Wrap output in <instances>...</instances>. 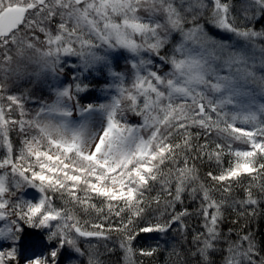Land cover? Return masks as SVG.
Here are the masks:
<instances>
[{"label":"snow or ice","instance_id":"obj_1","mask_svg":"<svg viewBox=\"0 0 264 264\" xmlns=\"http://www.w3.org/2000/svg\"><path fill=\"white\" fill-rule=\"evenodd\" d=\"M262 100L264 0H0V264H264Z\"/></svg>","mask_w":264,"mask_h":264},{"label":"trees","instance_id":"obj_2","mask_svg":"<svg viewBox=\"0 0 264 264\" xmlns=\"http://www.w3.org/2000/svg\"><path fill=\"white\" fill-rule=\"evenodd\" d=\"M13 139L16 140L17 137L15 134H13ZM227 162V157H225V163ZM199 163V162H197ZM210 167H215V165H201V175H203L205 172L210 170ZM248 183V180L245 179V184ZM234 195H238L240 197L243 196V191L238 189ZM256 195L258 199L261 200V211L260 214L256 217L249 218V220L240 219L239 223H233L234 220L237 219V213L232 210V208L228 207L225 209L224 216L225 219L223 223L221 224V228L225 234L228 233L229 229L238 230L240 228H244L245 231H251L255 234L256 239L258 242H264V196H262L259 191H256ZM59 203V201H57ZM197 205L195 203L190 204V208H195ZM189 223V233H191L192 228L199 229L200 227V218H197L195 216L191 217L188 220ZM234 235V233H233ZM191 236L189 235V240ZM180 240V237L174 235V233L169 232L167 237H163L160 239L161 245L163 249L158 255L152 258H141L137 257V260L143 259L144 264H174V258H169L168 251L171 249V247L177 243V241ZM149 243H155V241H149L145 239L143 236L138 239L137 241V247L147 246Z\"/></svg>","mask_w":264,"mask_h":264},{"label":"rangeland","instance_id":"obj_3","mask_svg":"<svg viewBox=\"0 0 264 264\" xmlns=\"http://www.w3.org/2000/svg\"><path fill=\"white\" fill-rule=\"evenodd\" d=\"M123 64H124V62H123L122 60L119 61V66H120L121 69L123 68ZM35 95H38V96H39V95H41V93L36 92ZM43 95H44V96H47V92H45ZM92 95H100V93H99L98 91H94V92L92 93ZM261 102H264V100H262ZM26 107L29 108V109H34V108L36 107V105L33 104L31 101H29V102L26 104ZM130 119H131V122H132V123H137V122H138V118H136V117H130ZM240 147H244V146H240ZM28 191H29V192H32V191H34V190H28Z\"/></svg>","mask_w":264,"mask_h":264}]
</instances>
